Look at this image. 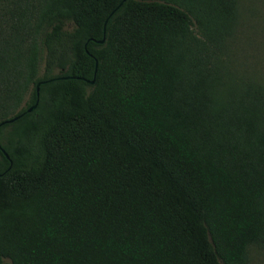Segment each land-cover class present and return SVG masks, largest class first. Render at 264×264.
I'll use <instances>...</instances> for the list:
<instances>
[{"label":"trees","instance_id":"trees-1","mask_svg":"<svg viewBox=\"0 0 264 264\" xmlns=\"http://www.w3.org/2000/svg\"><path fill=\"white\" fill-rule=\"evenodd\" d=\"M236 22V0H0V264H251L264 84L225 68Z\"/></svg>","mask_w":264,"mask_h":264},{"label":"rangeland","instance_id":"rangeland-1","mask_svg":"<svg viewBox=\"0 0 264 264\" xmlns=\"http://www.w3.org/2000/svg\"><path fill=\"white\" fill-rule=\"evenodd\" d=\"M236 10V26L222 54L225 68L264 84V0H236ZM248 254L251 264H264V247L251 246Z\"/></svg>","mask_w":264,"mask_h":264},{"label":"water","instance_id":"water-1","mask_svg":"<svg viewBox=\"0 0 264 264\" xmlns=\"http://www.w3.org/2000/svg\"><path fill=\"white\" fill-rule=\"evenodd\" d=\"M117 7H118V6H117ZM111 13H112V12H111ZM103 31H104V29H103ZM100 41H102V39H101ZM95 69H96V63H95L94 72H95ZM93 81H94V79L89 80V82H93ZM38 87H39V82L36 83V95H37V96H38ZM36 104H37V98H36V101H35L31 106H29V107L27 108V111H31V110H33V109L35 108ZM15 118H17V116H13V117H11V118H8V119H5V120H2V121L0 122V125L3 124V123H6V122H12ZM1 151H2L3 155H4L6 158H9L7 152H5L3 149H1Z\"/></svg>","mask_w":264,"mask_h":264}]
</instances>
